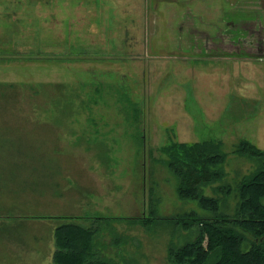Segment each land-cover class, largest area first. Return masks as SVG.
I'll list each match as a JSON object with an SVG mask.
<instances>
[{"label":"rangeland","instance_id":"obj_1","mask_svg":"<svg viewBox=\"0 0 264 264\" xmlns=\"http://www.w3.org/2000/svg\"><path fill=\"white\" fill-rule=\"evenodd\" d=\"M254 17L264 0H0V264H55L64 220L104 227L99 248L120 264H170V243L197 230L141 220L206 213L160 159L172 142H223L205 191L233 215L260 165L233 151L264 147V51L231 24ZM192 28L228 34L232 54L226 38L198 50Z\"/></svg>","mask_w":264,"mask_h":264},{"label":"trees","instance_id":"obj_2","mask_svg":"<svg viewBox=\"0 0 264 264\" xmlns=\"http://www.w3.org/2000/svg\"><path fill=\"white\" fill-rule=\"evenodd\" d=\"M222 144L214 140L172 142L162 148L169 157L160 158L161 161L178 178V196L196 200L206 212L191 210L162 216L152 207V217L141 220L145 222L143 224L167 223L184 230H197L196 235L183 244L170 243L167 249L170 264H209L212 258V264H264V147L260 148L247 139L236 145L234 153L257 158L260 165L244 175L235 186L240 200L234 214L230 215L220 211L219 196L205 191L209 184L224 176L222 167L228 153ZM220 190L230 194L233 187L228 185ZM154 207L157 209V202ZM141 221L135 220L138 224ZM110 226L114 225L111 223ZM103 229L67 220L55 227L52 225L55 264H120L99 248L98 237ZM245 243H249L246 248Z\"/></svg>","mask_w":264,"mask_h":264},{"label":"flooded vegetation","instance_id":"obj_3","mask_svg":"<svg viewBox=\"0 0 264 264\" xmlns=\"http://www.w3.org/2000/svg\"><path fill=\"white\" fill-rule=\"evenodd\" d=\"M241 31V34L244 33L243 31H245V33H247L249 37V39H242L240 36H238L239 38V42L238 43H247L248 41H251L252 38L258 36V41L256 43L255 46H249L246 45V49L249 50H256V51H264V40H262V38L264 37V26L259 23V20L257 18H254L253 21H251L249 24L244 25V28H239ZM192 39H190V41L192 43L195 42V46L199 45V49L198 50H202L204 49L207 52H212L214 51H218L220 48V46L223 43V39H227V44H226V48L230 47V46H235L233 45V38L231 36H229L228 34H225L224 32H217V34L215 36L210 35V33L208 31H206V29H197V28H192ZM259 30V31H256ZM222 34V35H221ZM243 37V36H242ZM226 48H224L225 51ZM238 48V47H237ZM240 49V48H238ZM197 50V48H196ZM227 50H230L227 48ZM257 53V52H256ZM264 53V52H263Z\"/></svg>","mask_w":264,"mask_h":264},{"label":"crops","instance_id":"obj_4","mask_svg":"<svg viewBox=\"0 0 264 264\" xmlns=\"http://www.w3.org/2000/svg\"><path fill=\"white\" fill-rule=\"evenodd\" d=\"M157 6H159V4H156ZM217 8H219V6L218 5H216V4H213V5H211L210 6V8L209 9H217ZM254 18H257V17H254ZM254 18H250V19H245L243 22H239V23H236V22H234V23H231L232 25H236V26H238V25H247V24H249L251 21H253L254 20ZM258 19V18H257ZM263 26H264V23L262 22L261 23ZM209 32V31H208ZM237 42V41H236ZM238 50V49H237ZM231 51L232 50H230V53H231ZM239 51V50H238ZM232 54V53H231ZM238 54V52L235 54V55H237ZM222 55H224V54H222Z\"/></svg>","mask_w":264,"mask_h":264}]
</instances>
